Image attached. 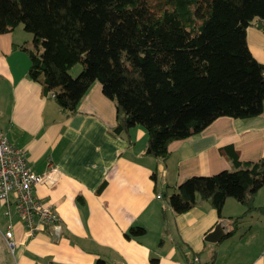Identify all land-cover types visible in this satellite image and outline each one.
Returning <instances> with one entry per match:
<instances>
[{
  "label": "crops",
  "instance_id": "crops-1",
  "mask_svg": "<svg viewBox=\"0 0 264 264\" xmlns=\"http://www.w3.org/2000/svg\"><path fill=\"white\" fill-rule=\"evenodd\" d=\"M31 40L19 26L0 35V130L12 145L25 149L33 172L58 170L55 182L37 185L35 193L59 216L60 232L56 239L55 228L27 235L12 204L10 217L4 215L7 205L0 204V264H94L98 258L107 264H150L152 257L158 264H264V216L253 213L239 233L213 244L203 236L219 220L241 215L243 206L226 199L219 219L204 201L174 215L167 200L186 178L231 170L225 148L240 162L264 157V103L254 118L219 117L199 134L169 143L163 162L144 154L147 136L140 126L109 133L116 109L98 82L71 115L44 96L27 76L25 48ZM246 43L264 64V33L257 26L247 27ZM159 193L160 200L155 198ZM255 199V206L264 204V189ZM9 223L17 242L13 254L3 236ZM131 227L144 228L145 234L126 239ZM177 243L194 253L189 262L184 263Z\"/></svg>",
  "mask_w": 264,
  "mask_h": 264
},
{
  "label": "trees",
  "instance_id": "trees-1",
  "mask_svg": "<svg viewBox=\"0 0 264 264\" xmlns=\"http://www.w3.org/2000/svg\"><path fill=\"white\" fill-rule=\"evenodd\" d=\"M263 21L264 0H0V35L23 25L32 36L27 76L44 96L52 93L71 115L98 82L116 109L109 133L140 126L144 154L163 162L169 143L199 134L219 117L248 120L262 113L264 64L250 53L246 29ZM76 64L81 71L71 77ZM222 153L231 170L186 178L168 204L179 215L204 201L221 219L226 199L235 200L244 211L228 218L231 237L253 213L264 216V204H254L264 187V157L240 162L229 148ZM144 234L131 227L124 236ZM175 247L184 263L194 255L182 243ZM94 264L107 263L98 258Z\"/></svg>",
  "mask_w": 264,
  "mask_h": 264
},
{
  "label": "built area",
  "instance_id": "built-area-1",
  "mask_svg": "<svg viewBox=\"0 0 264 264\" xmlns=\"http://www.w3.org/2000/svg\"><path fill=\"white\" fill-rule=\"evenodd\" d=\"M259 28L264 32V21ZM48 95L53 97L52 93ZM57 172L55 167L42 174L33 172L28 164L25 149L12 145L0 130V204L7 205L4 212L6 217H10L9 205L12 204L27 235L60 226L56 212L35 193L37 185L53 184ZM155 198L160 200L162 195L156 194ZM3 236L8 250L13 254L17 242L11 223L7 225Z\"/></svg>",
  "mask_w": 264,
  "mask_h": 264
},
{
  "label": "water",
  "instance_id": "water-1",
  "mask_svg": "<svg viewBox=\"0 0 264 264\" xmlns=\"http://www.w3.org/2000/svg\"><path fill=\"white\" fill-rule=\"evenodd\" d=\"M60 228H55L53 231V237L56 239L59 236ZM230 233V227H228V221L226 219L219 220L204 236V242L218 243L222 239L226 238Z\"/></svg>",
  "mask_w": 264,
  "mask_h": 264
},
{
  "label": "rangeland",
  "instance_id": "rangeland-1",
  "mask_svg": "<svg viewBox=\"0 0 264 264\" xmlns=\"http://www.w3.org/2000/svg\"><path fill=\"white\" fill-rule=\"evenodd\" d=\"M18 27V26H17ZM19 28H21V30H22V32H24V33H26L27 34V32H25V30L23 29V25H19ZM29 34V33H28ZM31 36V35H30ZM31 38H32V36H31ZM81 71V65L80 64H76L74 67H72V69L70 70V76L71 77H76L78 74H79V72ZM262 189H264V187L263 188H261L260 190H262ZM259 190V191H260ZM167 200H168V198H167ZM256 200V199H255ZM255 202V201H254ZM259 215H261V214H259ZM263 216V215H262Z\"/></svg>",
  "mask_w": 264,
  "mask_h": 264
}]
</instances>
